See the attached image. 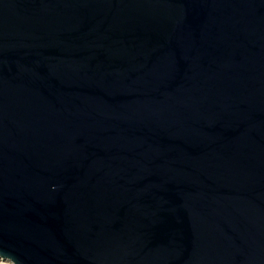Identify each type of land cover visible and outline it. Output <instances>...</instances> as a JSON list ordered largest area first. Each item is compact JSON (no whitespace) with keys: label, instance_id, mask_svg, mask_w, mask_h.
Listing matches in <instances>:
<instances>
[{"label":"water","instance_id":"water-1","mask_svg":"<svg viewBox=\"0 0 264 264\" xmlns=\"http://www.w3.org/2000/svg\"><path fill=\"white\" fill-rule=\"evenodd\" d=\"M0 256L264 264V0H0Z\"/></svg>","mask_w":264,"mask_h":264},{"label":"bare ground","instance_id":"bare-ground-1","mask_svg":"<svg viewBox=\"0 0 264 264\" xmlns=\"http://www.w3.org/2000/svg\"><path fill=\"white\" fill-rule=\"evenodd\" d=\"M0 264H14L9 258L0 256Z\"/></svg>","mask_w":264,"mask_h":264}]
</instances>
